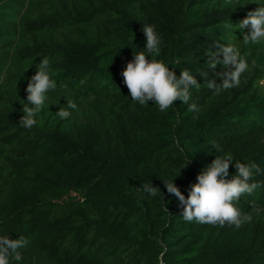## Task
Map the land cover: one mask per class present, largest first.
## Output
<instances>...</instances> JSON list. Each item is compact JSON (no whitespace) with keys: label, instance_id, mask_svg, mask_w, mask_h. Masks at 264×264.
<instances>
[{"label":"trees","instance_id":"1","mask_svg":"<svg viewBox=\"0 0 264 264\" xmlns=\"http://www.w3.org/2000/svg\"><path fill=\"white\" fill-rule=\"evenodd\" d=\"M74 2L75 11L67 0H42L47 16L34 14L24 25L36 32L76 27L78 41L64 47L34 42L15 56L47 58L49 74L91 101L75 102L64 120L56 115L68 107L63 99L45 103L37 125L27 129L19 124L26 86L17 82L14 97L0 95V237L28 241L18 250L22 259L10 257V264H264V93L257 86L264 55L251 51L252 74L218 95L207 81L222 79L206 55L260 6ZM144 25L155 26L161 39L157 56L147 53ZM8 29L0 19V35ZM9 50L0 41V66ZM140 52L177 77L189 70L197 78L201 87L191 89L189 104L176 101L161 111L155 101L141 105L130 97L122 72ZM191 103L198 112L188 110ZM218 156L233 161L228 179L236 175V161L262 170L250 181L260 186L234 202L253 216L239 228L186 221L164 184L175 182L187 197ZM144 183L159 187L157 196L143 191Z\"/></svg>","mask_w":264,"mask_h":264},{"label":"clouds","instance_id":"2","mask_svg":"<svg viewBox=\"0 0 264 264\" xmlns=\"http://www.w3.org/2000/svg\"><path fill=\"white\" fill-rule=\"evenodd\" d=\"M230 2V0H229ZM237 28L243 31L250 28V32L243 35L245 45L258 44L264 42V6H260L255 11L249 12L247 18L243 19ZM143 33L146 37L147 53L153 56L159 55L161 49V39L155 31V26L144 25ZM217 51L209 50L208 66L214 72V77H220L222 83H217L216 79L208 80L207 87L219 94L222 90H229L240 85L241 76L249 70L247 59L241 55V51L235 44H217ZM222 55V59L220 58ZM218 65H222V70L215 72ZM253 68L256 61L252 60ZM204 76L206 73H202ZM123 82L126 85L130 97L141 105L155 101L161 111L169 109L176 101L189 104L192 99L191 89H200L201 84L197 78L190 74L189 70H183L177 77L175 71L170 69L163 61L156 59L149 60L144 52L135 53L134 59L127 63L122 72ZM57 88V83L50 77L49 60L41 59L38 70L31 77L27 86V104H23V113L19 124L27 129L37 125V115L42 111L48 99L49 91ZM29 104L32 106L29 107ZM67 109L60 108L56 113L60 119H68L71 112L68 109H76L75 102L68 100ZM190 112H198L196 103H191L188 109ZM191 161L188 162V164ZM231 157L222 158L218 156L205 171L197 177V183L192 185L190 194L185 195L176 186L175 182H165V187L169 194L175 195L183 208L182 216L186 221L196 220L202 224L235 225L239 228L243 223H250L253 219L251 213L242 214L236 207L245 194L251 195L260 185L250 183L255 174H260L258 165H245L239 161L235 162L236 175L228 179L229 168L232 164ZM187 164V165H188ZM187 165L185 167H187ZM184 167V168H185ZM143 191L155 197L159 187L153 183H144ZM259 213V209H254ZM28 241L21 236L18 239L0 237V264H10V257L19 261L22 259L20 248L25 247Z\"/></svg>","mask_w":264,"mask_h":264},{"label":"rangeland","instance_id":"3","mask_svg":"<svg viewBox=\"0 0 264 264\" xmlns=\"http://www.w3.org/2000/svg\"><path fill=\"white\" fill-rule=\"evenodd\" d=\"M42 0H0V19L8 25V30L1 32L0 41L7 43L10 50L0 66V95L14 97L16 95V83L28 86L31 77L36 74L41 60H19L15 53L25 47L31 46L34 42L51 47H64L66 44L78 41L80 32L76 27L61 28L59 26H51L39 32L30 30L24 23L33 18L34 14L47 16L43 12ZM72 10H78V5L74 0H67ZM217 4H222L226 8L243 9L247 5L264 6V0H212L210 8ZM79 13L81 11H78ZM233 26V25H232ZM231 26V27H232ZM229 27L230 32L223 44H235L239 47L241 55L244 56L249 63V70L242 74L240 84L245 77L250 76L253 72L251 66V51L264 55V42L258 44L245 45L243 35L250 32V28L241 31L236 27ZM218 49L216 48L215 51ZM214 51V52H215ZM222 56V55H221ZM50 65V64H49ZM222 69V65L221 68ZM50 77L56 81L57 88L49 91L47 104L54 103L57 99H63L66 103L68 100L74 102L88 103L91 100L82 93L77 87L73 86L69 81L62 80L50 74ZM259 92L264 93V65L262 67V78L257 82ZM27 92V91H26Z\"/></svg>","mask_w":264,"mask_h":264}]
</instances>
